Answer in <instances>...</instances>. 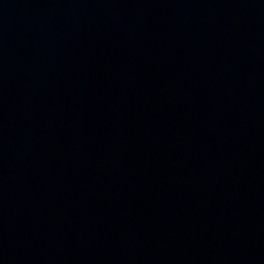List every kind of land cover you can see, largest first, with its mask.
I'll return each mask as SVG.
<instances>
[{"label":"water","instance_id":"95a60500","mask_svg":"<svg viewBox=\"0 0 264 264\" xmlns=\"http://www.w3.org/2000/svg\"><path fill=\"white\" fill-rule=\"evenodd\" d=\"M0 130L46 264H264V0H0Z\"/></svg>","mask_w":264,"mask_h":264}]
</instances>
